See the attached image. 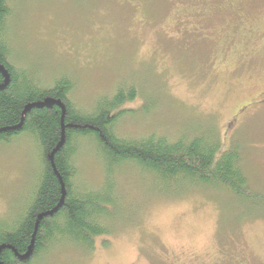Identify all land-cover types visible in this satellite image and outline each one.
I'll use <instances>...</instances> for the list:
<instances>
[{
  "label": "rangeland",
  "instance_id": "374dc122",
  "mask_svg": "<svg viewBox=\"0 0 264 264\" xmlns=\"http://www.w3.org/2000/svg\"><path fill=\"white\" fill-rule=\"evenodd\" d=\"M12 3L14 62L43 87L71 77L72 99L89 109L132 83L138 96L125 105L131 113L119 135L174 141L212 133L220 153L237 147L249 187L264 194V104L251 103L264 91V0ZM81 145L77 184L98 188L101 164ZM38 152L26 133L0 141V220H11L28 198L41 169ZM113 176V235L97 238L90 251L53 250L37 264H264V197L239 203L202 188L166 197L134 166Z\"/></svg>",
  "mask_w": 264,
  "mask_h": 264
},
{
  "label": "trees",
  "instance_id": "16d2710c",
  "mask_svg": "<svg viewBox=\"0 0 264 264\" xmlns=\"http://www.w3.org/2000/svg\"><path fill=\"white\" fill-rule=\"evenodd\" d=\"M12 2L0 0V68L9 78L2 88L6 81L0 72V141L8 142L20 133L30 135L40 153L41 169L20 211L11 220H0V264H37L47 253L62 248L90 251L97 238L113 235L119 200L113 174L124 166L150 175L159 185L158 193L166 197L202 188L224 190L239 203L262 202L264 194L248 185L237 147L220 153L221 142L212 133L174 141L156 134L119 135L118 124L131 113L125 105L138 96L132 83L97 97L89 109L72 99L75 80L71 77L43 87L28 69L14 62L9 36ZM48 99L59 101L64 110L56 104L41 105ZM33 105L41 106L24 113ZM61 140L62 147L51 161L49 156ZM83 143L101 164L103 179L98 188L77 184L80 169L75 157ZM62 198L57 211L47 215ZM39 216H43L40 221ZM32 240L29 257L21 260Z\"/></svg>",
  "mask_w": 264,
  "mask_h": 264
},
{
  "label": "water",
  "instance_id": "95a60500",
  "mask_svg": "<svg viewBox=\"0 0 264 264\" xmlns=\"http://www.w3.org/2000/svg\"><path fill=\"white\" fill-rule=\"evenodd\" d=\"M0 72L1 73H3L4 74V76H5V84H4V86L2 87V88H5L7 85H8V83H9V78H8V76L6 75V72H4L1 68H0ZM50 104H56V105H58L62 110H64V107H63V105L59 102V101H55V100H51V99H48V100H46L43 104H41V105H50ZM41 105H33V106H29V107H27L26 109H25V111H24V113L26 112V111H28V110H30L32 107H40ZM63 116H64V111H63ZM62 116V117H63ZM62 137H63V133H62ZM62 140H63V138H62ZM61 140V142H60V144L58 145V147L52 152V154L49 156V159L52 161V159H53V155L62 147V144H63V141ZM63 196H64V192H63ZM62 203H63V198H62V200L60 201V204H59V206L52 212V213H50V214H47V215H51V214H53V213H55L56 211H57V209L62 205ZM46 215V216H47ZM44 216V215H43ZM43 216H39L38 217V221H40L41 219H42V217ZM37 224H38V222H37ZM32 245H33V240H32V243H31V246H30V248L28 249V253L24 256V257H20V259L21 260H26L28 257H29V255H30V252H31V248H32ZM3 249V247H1L0 248V251Z\"/></svg>",
  "mask_w": 264,
  "mask_h": 264
},
{
  "label": "flooded vegetation",
  "instance_id": "af4514ba",
  "mask_svg": "<svg viewBox=\"0 0 264 264\" xmlns=\"http://www.w3.org/2000/svg\"><path fill=\"white\" fill-rule=\"evenodd\" d=\"M226 5H227V3H226ZM228 8V7H227ZM254 100H256V99H254ZM252 104H255V103H261V104H264V91L263 92H261L258 96H257V101L255 102V101H253V102H251ZM229 264H242V263H240V262H236V261H233V262H230Z\"/></svg>",
  "mask_w": 264,
  "mask_h": 264
}]
</instances>
